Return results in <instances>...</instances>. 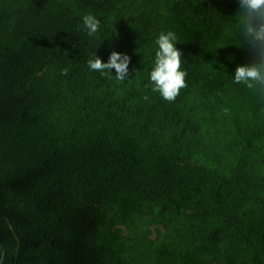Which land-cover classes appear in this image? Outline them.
Returning a JSON list of instances; mask_svg holds the SVG:
<instances>
[{"label": "trees", "instance_id": "1", "mask_svg": "<svg viewBox=\"0 0 264 264\" xmlns=\"http://www.w3.org/2000/svg\"><path fill=\"white\" fill-rule=\"evenodd\" d=\"M238 11L237 0H0V264H264V90L234 81L255 58ZM168 31L187 72L173 102L150 81ZM113 50L130 56L124 81L88 66ZM182 152L224 165L180 163ZM129 212H148L164 237L147 243L133 218L130 238L106 229Z\"/></svg>", "mask_w": 264, "mask_h": 264}, {"label": "clouds", "instance_id": "2", "mask_svg": "<svg viewBox=\"0 0 264 264\" xmlns=\"http://www.w3.org/2000/svg\"><path fill=\"white\" fill-rule=\"evenodd\" d=\"M237 3L239 33L255 58L251 63L237 65L234 81L253 91L264 90V0H237ZM83 26L92 36L99 30L100 21L90 13L83 17ZM176 41L177 37L171 31L159 35L154 67L150 72L152 91L158 92L168 102L175 101L180 90L186 87L187 72L181 70L182 52L176 47ZM87 63L91 70L102 74L115 69V78L124 81L129 73L130 56L113 50L107 62L94 54ZM62 74L66 75L67 69Z\"/></svg>", "mask_w": 264, "mask_h": 264}, {"label": "rangeland", "instance_id": "3", "mask_svg": "<svg viewBox=\"0 0 264 264\" xmlns=\"http://www.w3.org/2000/svg\"><path fill=\"white\" fill-rule=\"evenodd\" d=\"M166 19V14H162L159 17L155 18L152 21V24L150 28L146 31V36L149 40V42H152L160 28L162 27L164 21ZM185 20L193 26L195 24V21L197 20V17L195 15H190L188 14L185 17ZM182 55L184 54V51H181ZM142 54L144 57L148 56V48H145L142 51ZM160 105V104H159ZM158 105V106H159ZM178 161L180 163H186V164H199V165H205V166H223L224 165V158H220L217 162H213L208 160L205 156L199 155L195 156L193 154H190L188 152H182L178 155ZM104 209L108 212H111L114 210V206H105ZM140 219L139 222V229L141 231H144V236L143 239L147 243H152L158 240H161L164 235H165V229L162 225L156 224V223H151L150 220L153 219V217L148 213V212H143V213H133L129 212L123 217H118L116 221H109L106 224V229L114 234L120 235L122 237L130 238V233L127 228V222L131 219ZM142 221V222H141ZM99 229H102L103 226L97 227ZM146 228V229H145ZM40 245L37 244L32 247V249H39Z\"/></svg>", "mask_w": 264, "mask_h": 264}]
</instances>
